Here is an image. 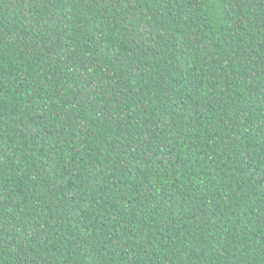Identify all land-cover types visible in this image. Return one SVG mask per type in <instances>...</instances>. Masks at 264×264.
Returning a JSON list of instances; mask_svg holds the SVG:
<instances>
[{
	"label": "trees",
	"instance_id": "1",
	"mask_svg": "<svg viewBox=\"0 0 264 264\" xmlns=\"http://www.w3.org/2000/svg\"><path fill=\"white\" fill-rule=\"evenodd\" d=\"M0 264H264V0H0Z\"/></svg>",
	"mask_w": 264,
	"mask_h": 264
}]
</instances>
